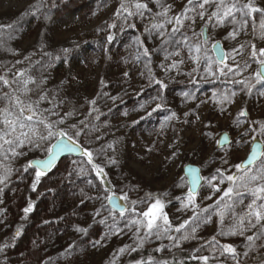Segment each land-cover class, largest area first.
Instances as JSON below:
<instances>
[{
    "label": "rangeland",
    "instance_id": "374dc122",
    "mask_svg": "<svg viewBox=\"0 0 264 264\" xmlns=\"http://www.w3.org/2000/svg\"><path fill=\"white\" fill-rule=\"evenodd\" d=\"M32 1L34 0H0V25L10 19H2L4 18L2 16L15 13ZM168 2L174 5L175 11L178 13L186 0H168ZM63 3H66V6L57 5L58 13H60L59 8L62 11H67L68 7L71 8L67 0H63ZM149 7L152 9L151 13L146 12L143 18L137 16L128 22V24L135 25L130 29L131 35L126 32L128 24L113 15V6H105L101 12L96 13L97 15L84 20L85 22L78 29L68 31L70 33L63 32L66 34L63 38L68 39L77 36L79 32L92 31L102 25V20L105 18L106 25L118 24L116 37L119 36L121 39L108 47L106 56H96L94 51H87L86 54L81 55L83 59L75 66L76 80H73L74 82H71L70 85H65V90L59 91L62 93H59L58 98H66V101L72 99L74 106L79 108V113L82 112V114L88 112L87 107L84 109V106H89L86 100L96 99L99 113H93L92 119L88 121L93 123L99 120V124L92 126L98 129H104L107 126L109 131L98 141L95 140L98 135L94 136V133L80 139L86 143L88 138L92 140L93 148L94 146L98 147L97 144L99 148L104 147L105 149L109 144L113 146L114 150H107L106 156L97 159L96 163L103 164L101 166L104 167L105 172L112 180L116 196L119 197L126 192L129 200L136 201L145 198L146 194H151L154 198L158 197L165 203L164 210L169 219L173 224H179L193 214L192 211L182 207L188 191L187 181L183 176V167L186 164L197 165L200 168L201 176L204 177L214 174L217 168L235 171L232 165L240 163L246 158L252 144L250 136H246L242 140L240 133L248 127V121H264V96L260 95V92L264 91V84L255 82L252 74L258 69V65L251 61H249L251 67L243 72V76L233 77L232 74H229L224 77L219 76L218 73L217 76H209L204 71L203 65L196 72H192L196 65L188 60L187 50L179 43L184 40L185 36L189 40L194 39L192 31L182 28L179 32L172 34L170 42L165 45L161 38L145 31L151 15L159 11L155 0H149ZM11 17L13 16L11 15ZM185 23L188 22L185 21ZM202 27H204L203 22L197 19L194 25L197 34L200 33ZM104 28L106 29V26ZM167 28L170 30L172 25H167ZM107 30L111 32L108 27ZM230 30V26L226 28L209 27L207 35L219 41L226 52H230L231 48L245 41L255 43L257 49L264 48V40L254 39L251 27H249L248 35L241 33L235 41H226L224 37ZM93 35L95 36L93 37ZM97 36L96 32L89 33L86 38H88L87 41L93 42ZM137 38H140L139 40L144 42V47L148 48V56H144L143 49L135 43ZM11 41L5 38L0 41V45H2L0 47V65L11 67L15 64L17 69H22L28 61L24 57H31L37 48L28 37L22 38L21 43L18 40L15 43H10ZM172 41L177 43H172ZM80 46L82 47V45ZM80 46L75 47L74 53L81 48ZM207 47L209 48L208 55L215 58L211 51V41ZM5 48L13 49L18 55L5 51ZM173 50H180L181 56L165 60L167 52ZM250 51V46H246L244 56L237 57V59L243 63ZM181 58H184L185 63L180 65L178 70L169 72L162 67V65L170 64L173 59ZM17 60L22 63L16 64ZM227 62L232 64L231 60ZM47 68L48 65L45 71ZM213 70L215 71V67ZM125 72L128 73L127 76L124 75ZM190 72L192 75H188ZM150 77L153 82H150ZM244 78L251 80L255 85L250 94H247L246 89L241 90L243 85L230 82L233 79ZM155 79L162 80L167 87L161 89L158 84L154 83ZM58 81L55 80V83ZM51 90L58 91V88ZM98 93H107V95L101 98L97 95ZM231 93L236 95L232 96ZM225 95L230 97V101L222 102V97ZM112 96L118 97V99L113 102L109 98ZM108 104L113 105L108 106ZM157 104H160L161 107L156 108ZM241 109H247L249 115L247 117L239 116L238 113ZM172 113H175L177 118L168 120L167 118ZM185 113L188 115L185 116ZM97 115H99L98 120L94 119ZM85 117L86 115L78 120L85 119ZM78 120L73 118L69 123ZM224 135H227L228 142L218 146L217 141H220ZM257 140L262 142L264 137L258 136ZM245 141H249V143H245ZM43 156L44 152L41 150L31 151L24 157H29L28 160H30L43 158ZM107 157H112L116 163L108 162ZM66 159L61 161L64 162ZM223 159H227L228 164H223ZM82 165L85 166L86 163L83 162ZM55 176H57L55 172L43 176L42 187L47 188V184L51 180H57ZM201 184L203 185L204 181ZM228 186L227 182L220 185L221 190ZM91 192L90 201L84 208L86 212H91L101 201L97 190L92 189ZM221 194V192L213 193V190L206 185L199 187L196 203L201 208L212 205ZM209 195L212 196L211 200L203 199ZM244 199L247 203L248 197H244ZM29 202H32L33 205V201ZM29 202L25 208L29 206ZM121 203L127 202L121 201ZM137 207L141 208L145 205H137ZM204 215V213L201 214V219ZM120 220L125 224V218L119 217L118 221ZM217 220L218 218L213 215L210 222L202 223L197 236L208 239L216 235ZM107 237L97 247L87 249L85 254H75L73 260L80 264H113V261L114 264H119L123 255L118 256L117 250L124 245L133 244V234L124 227V232L119 236H114L111 233ZM217 239L221 243L234 245H241L244 241L243 237L238 236H217ZM202 242L203 240H190L184 242L182 248L191 245H195L196 248ZM150 243L167 245L169 241L153 239ZM238 251H243V249L238 247ZM203 254L208 255L209 253L203 252ZM196 255L199 256L201 253H196ZM262 256H264V249L253 251L247 258L246 264H261ZM210 264H215V262L210 261ZM227 264H232V262L228 261Z\"/></svg>",
    "mask_w": 264,
    "mask_h": 264
},
{
    "label": "snow or ice",
    "instance_id": "6c2138e0",
    "mask_svg": "<svg viewBox=\"0 0 264 264\" xmlns=\"http://www.w3.org/2000/svg\"><path fill=\"white\" fill-rule=\"evenodd\" d=\"M155 2L159 11L151 15L145 31L161 38L163 43L167 45L172 34L179 32L182 28L191 30L194 39L189 40L185 36L184 40L179 43L187 50L188 60L196 65L192 72H196L203 65L204 71L209 76H217V73L224 77L229 74H232L233 77L243 76V72L251 67L249 62L251 61L258 65V69L252 74L255 82L264 84V48L257 49L255 43L245 41L231 48L230 52H226L219 41L207 35L209 27L226 28L230 26L231 30L228 31L224 39L235 41L241 33L248 35L249 27H251L254 39L264 40V0H186L178 13L175 11L174 5L168 0H155ZM36 7L38 9L39 5ZM146 12H152L149 7V0H119L113 15L122 18L124 23L128 24L129 18L137 16L143 18ZM197 19L204 24L199 34L194 28ZM185 21L188 23L186 24ZM167 25H172V28L169 30ZM128 26L135 27L134 24H128ZM11 27L12 25H0V29ZM107 27L112 29L116 28L117 25L112 23L108 24ZM114 38V35L109 33L107 42L111 43ZM210 41L211 50L216 52V58L208 55L209 48L207 46ZM172 43L177 42L172 41ZM137 44L143 49V55L148 56L149 50L144 47V42L138 38ZM246 46H250L251 51L242 63L237 57L244 56ZM4 50L13 55H18L13 49L5 48ZM62 51L66 56L71 50L65 48ZM45 55L48 54L45 53ZM180 56V50H173L167 52L165 60ZM24 59L30 60V57L26 56ZM55 59H60V57L56 56ZM228 60H231L232 64H229ZM20 63L22 61H16V64ZM184 63V58L173 59L170 64L162 65V67L165 71L170 72L178 70L179 66ZM214 67L215 71L213 70ZM192 72L188 75H192ZM124 75L127 76L128 73L125 72ZM150 82H153L151 77ZM230 82L243 85L241 90L246 89L247 94H250L255 87L252 81L247 78L233 79ZM101 83L103 84V81ZM154 83L158 84L161 89L167 87L159 79H155ZM46 84L47 78L37 79L31 74L29 68L17 69L15 64L11 67L0 65V185L7 186L14 172L21 170L28 172L29 169H32L35 173V182L33 183V190H35L40 178L47 175L61 154L72 152H78L86 158V162L92 166L97 177L101 179V185H103L107 173L103 166L96 163V160L106 156L107 150H114L113 146L109 144L107 149L100 147L94 151L80 139L99 131L88 121V117H91L93 112L99 113L96 99L86 100L90 110L85 119L69 123L70 120L79 115L78 110L73 107L70 111H64L66 100L59 99V92L46 88ZM97 95L103 98L107 93H98ZM231 95L236 94L231 93ZM260 95L264 96V91H261ZM109 98L113 102L118 99L115 96ZM159 98L162 99V97ZM223 101H230V97L223 96ZM160 107V104L156 105V108ZM187 115L188 113H185V116ZM238 115L247 117L249 114L247 109H241ZM176 118V114L172 113L167 119ZM94 119L98 120L99 115L95 116ZM247 123L248 127L240 133L242 140L244 137L250 136V140L255 142L258 136L264 137V121L250 120ZM100 139L99 136L95 137L97 141ZM223 139L225 143L228 142L227 135ZM245 143H249V141H245ZM217 144L219 146L220 142L217 141ZM262 148H264V141L252 143L250 154L246 159L232 165V168L235 169L234 172L230 169L217 168L214 174L204 177L198 175V169L189 168L188 172L192 179L182 207L192 211L193 214L179 224H173L169 219L164 210L165 203L158 197L154 198L151 194H146L145 198L139 201L129 200L126 192L117 197L111 189L103 188L105 193H111L103 197L111 205L109 215L118 213L119 217L125 218V228L132 232L134 237L133 245H124L117 250L118 256L139 252L144 248L146 242L153 239L157 241L167 240L171 245L169 247L161 243L153 249L156 253L165 250L171 253L173 248L182 249L184 242L203 240L198 247L191 251L188 257L190 260L199 261L200 264H210V261H214L215 264H227L228 261H231L232 264H246L247 258L253 251L264 249V151ZM41 150L44 152L43 158L28 160L22 169L14 167L15 162L27 156L29 152ZM107 159L112 164L116 163L112 157H107ZM222 163L228 164V160L223 159ZM201 181H204L203 185ZM225 182L229 186L221 190L220 185ZM205 185L210 187L213 193L221 192L222 194L212 205L201 208L196 203V197L198 188ZM0 191H3V188H0ZM244 197H248L247 203ZM203 199L211 200L212 196L209 195ZM81 202L83 203V201ZM137 205H145V207L138 208ZM32 210V204L24 209L26 214ZM202 213L205 214L203 219H201ZM95 215H101L100 211L97 210ZM213 215L218 218L216 235L208 239L197 236L201 224L210 222ZM115 221L116 217L113 215V222L115 223ZM105 222L106 218L100 220L102 224ZM76 231L86 233L87 229L77 228ZM123 232V228L117 227L112 235L119 236ZM16 235H19V230H17ZM217 236L243 237L244 243L241 245L221 243ZM107 238L106 236L105 239ZM99 244L100 242L97 241L93 247H97ZM7 247H9L8 244H0V252H3ZM238 247L243 251H238ZM203 252L209 254L204 255ZM196 253H201V255L198 256ZM135 264H170V261L149 254L147 257L142 256L136 260ZM174 264H183V261H174ZM261 264H264V256H262Z\"/></svg>",
    "mask_w": 264,
    "mask_h": 264
},
{
    "label": "trees",
    "instance_id": "16d2710c",
    "mask_svg": "<svg viewBox=\"0 0 264 264\" xmlns=\"http://www.w3.org/2000/svg\"><path fill=\"white\" fill-rule=\"evenodd\" d=\"M67 1L71 8L68 7L67 11H62L58 7L60 11L58 13L57 5L66 6L63 0H34L15 13L2 16L4 17L2 19H10L5 20L1 25H12V27L0 29V41L5 38L13 40L10 43H15L17 40L21 43L22 38L28 37L34 42L37 50L22 69L29 68L31 74L37 79L47 78L45 87L48 89L57 87L58 92L64 91L65 85H70L76 80L75 66L83 59L81 55L86 54L87 51H94L96 56H106L108 47L121 39L119 36L116 37L118 24L115 23L117 27L110 29L111 32H109L104 21L105 18L102 20V25L92 31H82L77 36L63 38L66 36L63 32L78 29L86 19L97 15L96 13L101 12L105 6H113L115 12L119 3V0ZM58 2L60 3L58 4ZM37 5H39L38 9ZM120 20L124 22L122 18ZM130 21L131 18L128 22ZM101 28L105 29L104 32L97 30ZM113 29L116 30L113 31ZM130 29L131 27L127 26L126 32L129 35H131ZM95 32L98 35L97 41H87L86 35ZM109 33L115 37L111 43L107 42ZM77 45H82V47L80 46L81 48L74 53ZM65 48L71 50L66 56L62 51ZM56 56H59L60 59H55ZM47 65L48 68L45 71ZM57 78L61 80L58 81ZM55 80L58 83H55ZM66 102L64 111H70L75 107L72 99ZM111 105L113 104H108V106ZM85 108L89 112L90 106H84ZM75 109H78L79 112V108L75 107ZM87 113H79L74 117V120L87 116ZM89 119L92 118L88 117ZM99 123L98 120L91 125ZM107 131L109 129L106 126L95 132L94 136L101 137ZM87 141L92 140L88 138ZM91 143L86 144L94 151L99 149L98 144V147L94 146L93 148L94 143ZM100 145L102 146L101 143ZM28 159L29 157L20 158L15 162L14 167L22 169L23 166H26ZM83 162L86 163L85 166L82 165ZM53 172L57 174L55 176L57 180H51L47 184V188L42 187L44 181L42 176L33 190L35 173L32 169H29L28 172L22 170L14 172L7 186L0 185V188H3V191H0V244L9 245L3 252H0V264H80L73 260L75 254H85L87 249L93 247L97 241L104 240L106 236L117 230V227L124 229L125 224L122 220L118 221L117 213H113L116 217L115 223L113 222V215H109L111 209L107 205V200L103 198L105 195L111 194L110 192L105 193L103 188L114 190L112 180L108 175L105 177L104 184L101 185V179L97 177L92 166L86 162V158L83 156L80 158L69 157L64 162H59L48 175ZM92 189L97 190L101 201L91 212H86L84 208L90 201ZM30 200L33 201V210L26 214L24 209ZM97 210L101 215H95ZM105 218L106 222L100 223V220ZM77 228H86L87 232H77ZM17 230H19V235H16ZM158 245L160 243L153 244L148 241L139 252L121 255L119 264H135L136 260L142 256L147 257L149 254L157 258L168 259L170 264H174V261H183V264H200L199 261L188 258L191 251L195 249V245L172 249L171 253L167 250L156 253L153 249ZM167 245L170 247V242Z\"/></svg>",
    "mask_w": 264,
    "mask_h": 264
},
{
    "label": "water",
    "instance_id": "95a60500",
    "mask_svg": "<svg viewBox=\"0 0 264 264\" xmlns=\"http://www.w3.org/2000/svg\"><path fill=\"white\" fill-rule=\"evenodd\" d=\"M212 51V53H213V55H214V57L216 58V52L214 51V50H211ZM225 136V135H224ZM224 136H222V138H221V140L219 141L220 142V145L222 146V145H224L225 144V142H224ZM255 142H260V141H255ZM255 142H252V143H255ZM251 146H252V144H251ZM251 146H250V150H249V152H248V154H247V156L250 154V151H251ZM246 156V157H247ZM69 157H72V158H80V157H82L78 152H72V153H63V154H61V156L57 159V161L55 162V165H54V167L61 161V160H63V159H65V158H69ZM34 159H36V158H34ZM246 159V158H245ZM244 159V160H245ZM243 160V161H244ZM53 167V168H54ZM53 168L47 173V174H49L52 170H53ZM189 168H195V169H198V175H200L201 176V174H200V168L197 166V165H193V164H186L184 167H183V176L186 178V181H187V186L189 187L190 186V181H191V179H192V177H191V175L189 174V172H188V169ZM202 182V181H201ZM199 189V188H198ZM118 197V196H117ZM121 202V201H120ZM29 204H32V202H29ZM107 205H108V207L111 209V205L108 203V201H107Z\"/></svg>",
    "mask_w": 264,
    "mask_h": 264
}]
</instances>
